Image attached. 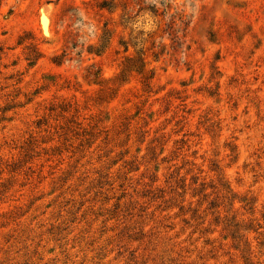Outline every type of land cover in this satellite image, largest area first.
<instances>
[{
	"label": "rangeland",
	"instance_id": "obj_1",
	"mask_svg": "<svg viewBox=\"0 0 264 264\" xmlns=\"http://www.w3.org/2000/svg\"><path fill=\"white\" fill-rule=\"evenodd\" d=\"M0 264H264V0H0Z\"/></svg>",
	"mask_w": 264,
	"mask_h": 264
},
{
	"label": "trees",
	"instance_id": "obj_2",
	"mask_svg": "<svg viewBox=\"0 0 264 264\" xmlns=\"http://www.w3.org/2000/svg\"><path fill=\"white\" fill-rule=\"evenodd\" d=\"M136 60H138V59H136ZM130 61H134L132 57H128V64H126V65L124 64V68L121 70V75H124V73H126V71H128ZM139 62H140V59H139Z\"/></svg>",
	"mask_w": 264,
	"mask_h": 264
}]
</instances>
